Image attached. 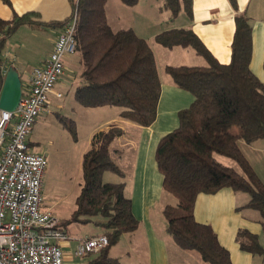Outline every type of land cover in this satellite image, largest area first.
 I'll use <instances>...</instances> for the list:
<instances>
[{"label":"trees","instance_id":"obj_1","mask_svg":"<svg viewBox=\"0 0 264 264\" xmlns=\"http://www.w3.org/2000/svg\"><path fill=\"white\" fill-rule=\"evenodd\" d=\"M1 1L9 4V0ZM120 1L127 6L138 2ZM229 1L235 4V0ZM70 2L72 12L77 13L73 38L81 65L75 101L85 108L119 107L122 119L149 127L157 115L160 80L148 42L130 29L113 31L106 19V0ZM163 8L170 12L171 19L181 10L191 16V0H164ZM70 16L64 22L49 24L34 22L32 17L37 14L33 12L14 14L9 20L0 18V66L14 67L1 56L6 41L20 26H50L62 31ZM251 31L247 15H235L228 64L217 61L191 29H170L154 36V41L164 48H189L205 60L204 66H166L165 72L173 83L189 92L193 102L178 112V126L159 139L154 158L162 175L163 191L176 198L175 204L162 209L166 232L177 247L198 253L206 264L231 261L213 229L194 219L199 194H213L222 188L247 194L248 207L261 216L264 235V185L237 146L238 140L247 144L264 140L263 85L249 68ZM69 128L73 133L71 124ZM122 134L123 130L116 126L95 133L90 149L82 156V184L69 222L86 224L100 216L104 221L97 225L108 239L107 247L89 264H119L108 256V249L122 234L138 227L130 200L123 195V182L102 180L105 172L123 175L110 149ZM218 157L230 160L235 167L222 164ZM235 241L241 250L263 258L264 248L257 235L239 230Z\"/></svg>","mask_w":264,"mask_h":264},{"label":"crops","instance_id":"obj_2","mask_svg":"<svg viewBox=\"0 0 264 264\" xmlns=\"http://www.w3.org/2000/svg\"><path fill=\"white\" fill-rule=\"evenodd\" d=\"M163 6L164 0H138L133 6H126L120 0H106L105 3L106 19L111 29L113 31L132 30L136 36L148 42L153 52L160 80V97L156 119L152 125L139 127L122 119L120 117L122 109L119 107L85 108L80 106L74 99L81 73V65L77 58L76 61L70 59L68 65L65 64L63 75L58 79L48 96L47 107L49 112L36 118L27 139V148L30 153L44 155L38 146L40 130L46 126L57 125V122L60 124L57 118L62 117L65 121L70 122L75 133H78L79 127L85 128V146L80 153L84 154L90 149L91 140L95 133L106 131L112 126L123 130V134L116 138L110 147L113 152L112 160L123 175L105 172L102 175V180L113 183L123 182V195L130 200L131 211L138 221V227L134 232L121 236L126 237L127 235L129 237L130 246H142L145 264H169L170 252L175 257L183 255L180 248L167 234L165 221L162 223V209L166 205L175 203L162 189V175L157 169L154 153L159 139L178 126V112L190 106L193 102V96L178 88L165 72V68L166 66L205 65V60L197 56L191 49L164 48L154 41V36L170 29H191L217 61L228 64L231 51L230 43L234 32V17L237 14L245 13L249 18L252 30V53L249 68L262 83L264 90V0H235L234 5L229 0H191V16L181 10L172 19L170 12L163 9ZM110 7L112 12H109ZM157 9L158 13L166 15L168 19L166 23L152 22V11ZM163 10L164 12H162ZM30 12L37 14V17H32L34 22L49 24L64 22L72 14V7L70 0H9V4L0 0V18L3 20L11 19L14 14L21 16ZM30 27H35L37 30H50L55 37L49 42L45 53L36 58L35 66L24 67V81L21 83L27 80L33 68L43 65L52 50L57 35L61 32L59 28L35 25H22L17 31L22 28L29 30ZM15 46L10 38L5 43L1 57L7 64L12 63L14 65V60L17 62V57L13 55ZM195 57H200L203 62ZM65 94L68 99L67 104L62 103ZM53 115L56 118H53ZM263 141L258 140L252 144H247L243 140H238L237 146L264 185ZM217 159L222 164L227 163L226 166H230L228 165L230 160L222 157ZM46 174L47 167L42 177V206L55 216L59 225L60 218L70 220L76 208L75 202L80 187L79 184L72 182L60 197L59 192L56 191L58 187L45 191ZM248 202L249 196L247 194L234 192L230 188H222L213 194H199L195 200L193 210L195 221L209 225L213 229L219 244L229 252L231 264H264L262 256L241 250L235 241L236 233L239 230H246L257 235L264 248L261 216L256 210L248 207ZM62 205L66 208L65 210L61 209ZM103 221L104 219L102 221L98 219L94 220L93 223L97 225L98 222ZM91 222L92 220L89 223ZM158 227L163 231L162 233L158 232ZM60 228L68 236L67 240L60 242L63 250V264H89L99 255L97 253L84 258H76L72 251L79 240L103 234L101 228V231H90L86 228L77 227L71 229L70 234L67 230ZM186 252L192 251H185L184 253ZM107 254L110 258L117 259L110 251Z\"/></svg>","mask_w":264,"mask_h":264},{"label":"built area","instance_id":"obj_3","mask_svg":"<svg viewBox=\"0 0 264 264\" xmlns=\"http://www.w3.org/2000/svg\"><path fill=\"white\" fill-rule=\"evenodd\" d=\"M70 17L43 65L33 68L22 83L17 108L0 110V264H63L60 242L68 236L42 206L46 158L30 153L27 139L36 118L49 112L48 96L64 73L65 56L75 53L76 11ZM7 69L6 64L0 66L2 83ZM107 245L103 234L87 237L78 241L72 254L84 258Z\"/></svg>","mask_w":264,"mask_h":264},{"label":"rangeland","instance_id":"obj_4","mask_svg":"<svg viewBox=\"0 0 264 264\" xmlns=\"http://www.w3.org/2000/svg\"><path fill=\"white\" fill-rule=\"evenodd\" d=\"M127 6V5H126ZM162 7V6H161ZM146 9V8H145ZM164 9V8H163ZM112 12V8H109V12ZM147 11V9L145 10ZM164 12V10L162 11ZM138 16V14H136ZM163 13H158V9L156 11H152V22L153 23H166L168 19L166 15L163 19ZM132 18V17H130ZM163 19V20H161ZM142 23V22H141ZM55 37L54 33L50 30H42L35 27H30V29H19L15 31L13 35L10 37V40L14 42L16 45L14 48L13 55L17 57V62L13 61L14 67L21 75V82L24 81L23 79V71L25 70L24 67L29 68L36 65V58L43 55L47 50V46L49 42ZM72 57V58H71ZM78 57L74 54L66 55L64 58L65 64L68 65V61L73 59V61ZM198 60L203 62V59L200 57H195ZM72 61V62H73ZM66 95V94H65ZM65 101V102H64ZM67 95L62 100V103L67 104ZM56 118L55 115L52 116ZM60 124L57 125H50L46 126L40 130V143L39 147L44 152V156L46 158V162L48 163L47 166V174L45 182V191H48L51 188H56V191L59 192V196L61 197L65 191L68 189V185L74 182V184H79V190L81 189L82 184V170H81V161L82 155L80 154L82 149L85 146L84 142V127H79L78 133L76 135L74 129L72 133L70 131V122L65 121L62 117L57 118ZM55 119V120H57ZM62 120V121H61ZM66 125V126H65ZM73 128V127H72ZM264 142V141H263ZM33 147V145H32ZM227 165V163L225 164ZM228 165L235 167L234 163L231 161ZM112 176V175H110ZM54 178V179H53ZM60 180V182H59ZM57 183V185H55ZM106 183H113V182H106ZM167 194V193H165ZM171 200L176 202V198L171 195L167 194ZM61 209H66L64 205L61 206ZM102 221L103 218L100 216L93 217L91 223L86 224H79V223H72L69 222L68 219L64 220L60 218L59 226L62 227L64 230H67L70 234L71 229L74 228H86L90 231H97L100 230L98 225L93 223L94 220ZM164 219L162 218V223H164ZM158 232L162 233L161 229L158 227ZM129 234V233H125ZM123 236V235H122ZM120 237L117 243L111 246L108 251L113 253L117 257L119 264H145L144 252L142 250V246H130V239L129 237ZM170 238V237H168ZM181 250V249H180ZM73 252V251H72ZM178 256L172 255L170 252L169 256V264H206L204 263L198 253L190 252L184 253L185 251ZM189 254V255H186ZM191 254V255H190Z\"/></svg>","mask_w":264,"mask_h":264},{"label":"water","instance_id":"obj_5","mask_svg":"<svg viewBox=\"0 0 264 264\" xmlns=\"http://www.w3.org/2000/svg\"><path fill=\"white\" fill-rule=\"evenodd\" d=\"M21 88L19 73L13 66H9L0 91V110L12 112L17 108L21 99Z\"/></svg>","mask_w":264,"mask_h":264}]
</instances>
